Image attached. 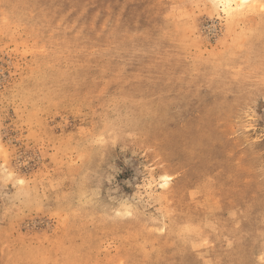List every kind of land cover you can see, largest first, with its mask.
Here are the masks:
<instances>
[{"label": "rangeland", "instance_id": "1", "mask_svg": "<svg viewBox=\"0 0 264 264\" xmlns=\"http://www.w3.org/2000/svg\"><path fill=\"white\" fill-rule=\"evenodd\" d=\"M222 3L0 0V264H264V0Z\"/></svg>", "mask_w": 264, "mask_h": 264}, {"label": "bare ground", "instance_id": "2", "mask_svg": "<svg viewBox=\"0 0 264 264\" xmlns=\"http://www.w3.org/2000/svg\"><path fill=\"white\" fill-rule=\"evenodd\" d=\"M223 1V5L225 6V7H229L230 5H235V6H239L240 4H242L243 2H246L247 0H222ZM154 124H156V125H158V126H161V124H162V122H154ZM161 127H163V125L161 126ZM168 181H169V179L168 178H165V180H164V184H167L168 183ZM180 216H178V218H179ZM182 218V216L180 217V219ZM184 221V220H183ZM179 223V222H178ZM175 225V224H174ZM177 225V224H176ZM179 225V224H178ZM174 226H173V228L171 229V233L170 234H173L174 233ZM178 260H180L179 258H178ZM177 259H175L174 257L172 258V260H171V262H170V264H178V261Z\"/></svg>", "mask_w": 264, "mask_h": 264}]
</instances>
